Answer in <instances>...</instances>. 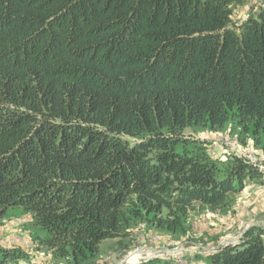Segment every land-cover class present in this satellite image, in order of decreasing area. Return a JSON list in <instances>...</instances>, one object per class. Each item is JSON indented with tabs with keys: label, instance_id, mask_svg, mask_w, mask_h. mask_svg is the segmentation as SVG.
I'll use <instances>...</instances> for the list:
<instances>
[{
	"label": "trees",
	"instance_id": "trees-1",
	"mask_svg": "<svg viewBox=\"0 0 264 264\" xmlns=\"http://www.w3.org/2000/svg\"><path fill=\"white\" fill-rule=\"evenodd\" d=\"M242 2L0 0V224L21 206L41 248L86 264L138 221L184 234L264 184L184 134L233 120L264 149V6L235 23ZM208 258L264 264V230Z\"/></svg>",
	"mask_w": 264,
	"mask_h": 264
},
{
	"label": "rangeland",
	"instance_id": "rangeland-1",
	"mask_svg": "<svg viewBox=\"0 0 264 264\" xmlns=\"http://www.w3.org/2000/svg\"><path fill=\"white\" fill-rule=\"evenodd\" d=\"M258 3L264 6V1H258ZM233 15L235 18L238 15L235 10ZM184 134L187 137L202 140L209 155L220 162L226 160L231 154L246 159L257 157L262 162H250L264 170V149L261 141L250 133L248 134L233 120H229L222 128L215 130L208 126H188L184 128ZM240 192L233 195L229 207L224 212H192L188 219V230L184 234L148 227L144 222L138 221L132 225L131 235L124 237L123 241L104 239L100 243L98 255L86 264H147L155 258L163 262L150 264H167L166 261L170 262L169 264H179L175 257L162 255L164 249L171 248H177L184 254V262L180 264H206L205 261L209 264L208 255L210 253L217 251L223 244L239 242L248 228L257 226L264 230L262 227L264 212L259 215V209L252 208L254 205L251 202L252 198ZM254 196L257 197L258 194L253 192L251 197ZM255 221L260 225H251V222L256 223ZM2 222L0 226L9 223V226H16L15 228L21 232L14 240L0 236V264H69L63 259L51 257L44 248H41L34 238L32 214L21 206L8 208L3 215ZM136 246L155 248L162 254L156 256L155 253H148L119 263H117L118 259H113L116 252L126 253Z\"/></svg>",
	"mask_w": 264,
	"mask_h": 264
},
{
	"label": "crops",
	"instance_id": "crops-1",
	"mask_svg": "<svg viewBox=\"0 0 264 264\" xmlns=\"http://www.w3.org/2000/svg\"><path fill=\"white\" fill-rule=\"evenodd\" d=\"M259 1V0H258ZM258 1L255 0H243L242 3L240 4H236V6H234V10L235 13L238 14L235 18V14L233 15V21L235 23H238L239 21H241L242 19H244L250 12H254L257 8V3ZM256 2V3H255ZM237 19V20H236ZM262 186H264V184H261L259 182L256 181H252L250 182L240 193L244 196H250V198H252V201L254 203V205L252 206V208L254 209H259L258 214L260 215V213L264 212V188H262ZM257 193L258 196H252V193ZM257 214V213H254ZM254 221V220H253ZM256 222V221H255ZM263 223V222H262ZM13 225V224H11ZM251 225H260L257 222L256 223H252ZM16 226H9V223H4L3 225L0 226V236H4L3 238L5 239H16V237L18 235H20L19 229L15 228ZM264 228V225L262 226ZM125 238L119 239V238H111V241H118V240H124ZM46 253L48 255L51 256L50 252ZM101 255V253H100ZM52 257V256H51ZM102 257V256H101ZM205 261V260H204ZM163 261H160V263H162ZM206 264L207 261H205Z\"/></svg>",
	"mask_w": 264,
	"mask_h": 264
},
{
	"label": "built area",
	"instance_id": "built-area-1",
	"mask_svg": "<svg viewBox=\"0 0 264 264\" xmlns=\"http://www.w3.org/2000/svg\"><path fill=\"white\" fill-rule=\"evenodd\" d=\"M259 1H264V0H259ZM247 160L262 162V160H260V158H257V157L256 158L255 157H250ZM148 253H155L156 256L157 255H161L163 253L162 255H170L172 257H175L176 258V262H178L179 264L184 262V254L181 253L180 250H177V248L164 249V251L162 253H160L159 250H157L155 248H148L146 246H136L135 248H133L132 250L127 251L126 253L118 251V252H116L113 255V259H118L117 263H119V262H124V261H130L132 258L139 257V256H144V255H146Z\"/></svg>",
	"mask_w": 264,
	"mask_h": 264
}]
</instances>
